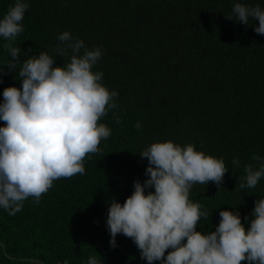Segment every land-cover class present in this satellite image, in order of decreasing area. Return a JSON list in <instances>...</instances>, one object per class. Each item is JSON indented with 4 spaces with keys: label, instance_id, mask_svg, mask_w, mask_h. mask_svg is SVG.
I'll return each instance as SVG.
<instances>
[{
    "label": "trees",
    "instance_id": "obj_1",
    "mask_svg": "<svg viewBox=\"0 0 264 264\" xmlns=\"http://www.w3.org/2000/svg\"><path fill=\"white\" fill-rule=\"evenodd\" d=\"M14 2L0 0V19ZM26 2L24 31L14 42L20 63L17 71L4 69L0 102L4 88L21 87L23 60L41 51L55 56L64 46L58 35L68 31L89 49L102 47L93 71L118 92L122 123L114 122L112 110L102 118L111 135L101 141L100 154L85 159L83 175L55 181L38 205L30 198L15 216L0 208V264H87L90 256L99 264H147L122 234L110 246L106 220L112 198L123 203L134 181L148 179V161L139 152L154 142L192 143L229 169L220 188L193 186L190 199L208 213L197 231H215L222 210L238 211L249 227L244 217L250 221L255 201L264 198V177L252 189H241L240 178L253 155L264 158V35L254 31L258 21L250 18L245 26L225 16L238 2L264 9V0ZM4 43L0 37V65L12 59ZM71 54L57 55L54 66Z\"/></svg>",
    "mask_w": 264,
    "mask_h": 264
},
{
    "label": "clouds",
    "instance_id": "obj_2",
    "mask_svg": "<svg viewBox=\"0 0 264 264\" xmlns=\"http://www.w3.org/2000/svg\"><path fill=\"white\" fill-rule=\"evenodd\" d=\"M29 7L26 0H15L0 19L3 47L12 58L0 65V83L4 69L17 71L22 50L14 42L24 31L22 21ZM225 18L245 26L250 18L258 21L254 31L264 35V9L258 5L235 3L232 15ZM57 39L64 46L55 49V56L45 51L28 56L18 71L21 87L9 86L2 93L0 208L9 216L22 211L30 198L38 205L55 181L85 173V159L100 154L101 141L111 135L100 122L110 110L114 122L122 123L115 111L118 92L103 84L102 72L93 71L102 47L89 49L68 31ZM69 49L70 60L54 66L57 55L68 57ZM135 128L139 131L142 125L137 122ZM139 154L148 161V179L134 181V191L123 203L110 200L106 225L112 248L122 234L134 242L147 264H264V198L255 201L250 221L244 217L247 228L238 211L222 210L215 231H197L208 213L190 199L191 190L209 182L220 188L229 171L223 158L172 140L151 143ZM232 163L239 166L240 160ZM244 173L240 188H255L264 177V158L253 155ZM62 264L70 262L65 259ZM87 264L99 260L90 256Z\"/></svg>",
    "mask_w": 264,
    "mask_h": 264
}]
</instances>
